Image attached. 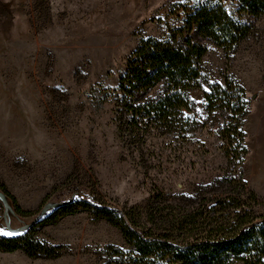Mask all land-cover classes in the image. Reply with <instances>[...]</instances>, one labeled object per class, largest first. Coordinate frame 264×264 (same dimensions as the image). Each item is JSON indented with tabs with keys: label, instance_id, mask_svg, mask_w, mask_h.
I'll return each mask as SVG.
<instances>
[{
	"label": "rangeland",
	"instance_id": "1",
	"mask_svg": "<svg viewBox=\"0 0 264 264\" xmlns=\"http://www.w3.org/2000/svg\"><path fill=\"white\" fill-rule=\"evenodd\" d=\"M183 1L0 0V183L35 212L21 219L0 201V228L20 231L72 201L125 211L159 192L190 196L241 175L264 199V18L235 54L207 44L200 88L190 94L197 108L187 114L198 128L185 142L150 137L135 147L119 133L115 99L128 60L143 40L162 39L176 25L171 11ZM228 78L249 105L242 167L225 153L221 131L230 115L206 110L211 86ZM39 234L63 255L0 252V264H111L110 248L131 252L117 228L88 212Z\"/></svg>",
	"mask_w": 264,
	"mask_h": 264
},
{
	"label": "trees",
	"instance_id": "2",
	"mask_svg": "<svg viewBox=\"0 0 264 264\" xmlns=\"http://www.w3.org/2000/svg\"><path fill=\"white\" fill-rule=\"evenodd\" d=\"M234 2L236 9L230 10L224 0H184L171 11L176 25H169L162 39L143 40L131 55L115 105L119 133L132 146H144L150 137L173 136L185 142L197 130V122L187 114L197 108L190 94L200 88L207 44L235 54L264 18V0ZM205 101L209 113L230 115L221 131L225 153L242 167L247 155L243 124L249 111L245 90L228 78L226 86H211ZM0 193L15 216H35L1 183ZM261 208L264 199L248 188L242 175L217 180L190 196L159 192L145 206L125 211L72 201L40 213L41 218L16 235H0V252H22L31 260L58 259L63 248L40 240V230L88 212L117 228L131 249L127 254L110 248L115 258L111 264H264ZM2 215L0 207V221Z\"/></svg>",
	"mask_w": 264,
	"mask_h": 264
},
{
	"label": "water",
	"instance_id": "3",
	"mask_svg": "<svg viewBox=\"0 0 264 264\" xmlns=\"http://www.w3.org/2000/svg\"><path fill=\"white\" fill-rule=\"evenodd\" d=\"M0 201L4 204L5 206V210H6V214L8 213L9 211V203L7 201V199L3 196V194L0 193ZM42 216V215H41ZM41 216H39V218H41ZM37 218V220L39 219ZM23 230V229H22ZM20 230V231H22ZM20 231H17V232H14V233H19Z\"/></svg>",
	"mask_w": 264,
	"mask_h": 264
},
{
	"label": "snow or ice",
	"instance_id": "4",
	"mask_svg": "<svg viewBox=\"0 0 264 264\" xmlns=\"http://www.w3.org/2000/svg\"><path fill=\"white\" fill-rule=\"evenodd\" d=\"M17 233H13L11 231H7L3 228H0V235L2 236H13V235H16Z\"/></svg>",
	"mask_w": 264,
	"mask_h": 264
}]
</instances>
